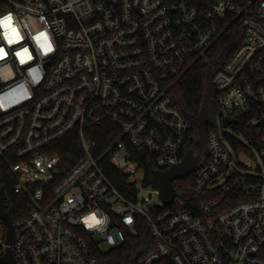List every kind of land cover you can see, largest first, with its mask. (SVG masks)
<instances>
[{
    "label": "built area",
    "instance_id": "built-area-1",
    "mask_svg": "<svg viewBox=\"0 0 264 264\" xmlns=\"http://www.w3.org/2000/svg\"><path fill=\"white\" fill-rule=\"evenodd\" d=\"M8 14L21 39L8 44L0 27V154L15 232L8 241L0 218V259L101 264L143 225L151 247L130 264H264V0H0ZM234 23L242 38L211 76L215 124L164 203L135 156L158 170L183 159L196 137L170 87L211 64ZM65 138L76 149L63 157Z\"/></svg>",
    "mask_w": 264,
    "mask_h": 264
},
{
    "label": "trees",
    "instance_id": "trees-1",
    "mask_svg": "<svg viewBox=\"0 0 264 264\" xmlns=\"http://www.w3.org/2000/svg\"><path fill=\"white\" fill-rule=\"evenodd\" d=\"M241 28L236 24L229 25L218 38L214 45V61L208 65H193L182 76L177 78L170 87V94L174 99V104L183 113L191 124V132L196 137V141L187 144V148L194 149L198 152L204 150L203 143L207 131L214 126L217 108L214 101L216 89L211 82V76L216 68L227 60L229 55L239 44L242 38ZM94 136L97 141L103 142V128H96ZM62 145L56 149L61 156H65L70 150L75 148V140L65 138L61 140ZM145 155H137L135 159L139 161V165L143 167L145 174V182L148 183L155 166L146 161ZM14 162L13 160H10ZM8 162L5 157L0 154V187L4 189L6 194L9 191L8 184ZM105 172L109 175L119 190L122 187L117 179V173L109 164L105 166ZM180 181H175L174 186L177 187ZM151 247L149 235L145 227L138 226V235L128 238L120 249L111 251L101 264H130L131 261H139L142 255Z\"/></svg>",
    "mask_w": 264,
    "mask_h": 264
},
{
    "label": "water",
    "instance_id": "water-1",
    "mask_svg": "<svg viewBox=\"0 0 264 264\" xmlns=\"http://www.w3.org/2000/svg\"><path fill=\"white\" fill-rule=\"evenodd\" d=\"M232 121L233 120L229 118H224L222 120V123L223 125H227ZM199 160H200V153L194 152L193 149H188L183 159L177 164L164 170L155 169L153 171L149 182L150 184H152L153 187L159 189L160 198L164 203H170L176 194V190L173 185L174 180L188 175L197 166ZM4 198H5L4 190L2 187H0V218L4 219V221L7 224L8 227L7 236H8V241H10L15 231L11 223L9 212L4 210L5 207V204L3 202ZM0 261L4 262L5 264L12 263V258L10 256L9 249H8V257H6L5 259H0Z\"/></svg>",
    "mask_w": 264,
    "mask_h": 264
},
{
    "label": "clouds",
    "instance_id": "clouds-1",
    "mask_svg": "<svg viewBox=\"0 0 264 264\" xmlns=\"http://www.w3.org/2000/svg\"><path fill=\"white\" fill-rule=\"evenodd\" d=\"M0 27L5 29L3 35L7 39L8 44L15 43L21 39L17 28L13 26L12 14H8L0 18ZM34 39L39 43L40 47L43 48L46 53L52 51L51 45L48 44V38L44 35L43 32L35 36ZM4 55V51H0V58H3ZM16 55L21 58V63H23L25 60L32 59L27 47H25L22 51L17 52ZM126 223H131V219H127Z\"/></svg>",
    "mask_w": 264,
    "mask_h": 264
},
{
    "label": "rangeland",
    "instance_id": "rangeland-1",
    "mask_svg": "<svg viewBox=\"0 0 264 264\" xmlns=\"http://www.w3.org/2000/svg\"><path fill=\"white\" fill-rule=\"evenodd\" d=\"M218 115V114H217ZM228 133H231L232 131L229 128H226L225 130ZM205 145V141L203 143V147ZM239 161L246 167L247 173H256L258 172V168L262 167L261 161L257 157H252L247 154H241L238 156Z\"/></svg>",
    "mask_w": 264,
    "mask_h": 264
},
{
    "label": "snow or ice",
    "instance_id": "snow-or-ice-1",
    "mask_svg": "<svg viewBox=\"0 0 264 264\" xmlns=\"http://www.w3.org/2000/svg\"><path fill=\"white\" fill-rule=\"evenodd\" d=\"M0 51H4L3 49H0Z\"/></svg>",
    "mask_w": 264,
    "mask_h": 264
}]
</instances>
